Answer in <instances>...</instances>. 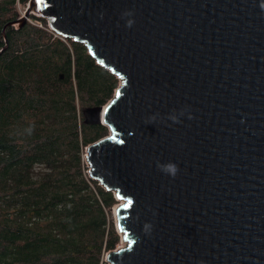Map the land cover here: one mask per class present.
Returning a JSON list of instances; mask_svg holds the SVG:
<instances>
[{
  "label": "water",
  "instance_id": "1",
  "mask_svg": "<svg viewBox=\"0 0 264 264\" xmlns=\"http://www.w3.org/2000/svg\"><path fill=\"white\" fill-rule=\"evenodd\" d=\"M262 5L28 0L8 22L44 18L118 78L105 104L82 109L108 128L84 148L118 201L125 244L108 264H264Z\"/></svg>",
  "mask_w": 264,
  "mask_h": 264
},
{
  "label": "trees",
  "instance_id": "2",
  "mask_svg": "<svg viewBox=\"0 0 264 264\" xmlns=\"http://www.w3.org/2000/svg\"><path fill=\"white\" fill-rule=\"evenodd\" d=\"M27 2L0 0V264H102L120 238L117 200L83 153L108 128L82 109L105 104L118 78L42 17L9 25Z\"/></svg>",
  "mask_w": 264,
  "mask_h": 264
},
{
  "label": "rangeland",
  "instance_id": "3",
  "mask_svg": "<svg viewBox=\"0 0 264 264\" xmlns=\"http://www.w3.org/2000/svg\"><path fill=\"white\" fill-rule=\"evenodd\" d=\"M18 10H19V13L20 14H22V12H23V10H24V8L23 7H21V6H18ZM28 20H31V18L29 17L28 18ZM32 21H34V20H32ZM84 154H85V150H84V153H83V156H84ZM84 161H85V165H87V163H86V159H85V156H84ZM87 170L88 169H85V172H87ZM118 202V201H117ZM117 202H116V204H117ZM115 207V206H114ZM113 206H112V208H111V215H112V218L114 219V208ZM120 235V234H119ZM124 244H125V242L124 241H121V239L119 238V242L116 244V247L118 248V247H122V246H124ZM105 254H106V252L104 253V255H103V257H102V264H104V263H106V264H108V262H107V260L105 259Z\"/></svg>",
  "mask_w": 264,
  "mask_h": 264
},
{
  "label": "clouds",
  "instance_id": "4",
  "mask_svg": "<svg viewBox=\"0 0 264 264\" xmlns=\"http://www.w3.org/2000/svg\"><path fill=\"white\" fill-rule=\"evenodd\" d=\"M262 7H264V5H262ZM89 170V169H88ZM168 171H170L173 175H175V173L177 172V168H176V166H174V165H169L168 166V169H167ZM118 203V202H117ZM115 206H116V204H115ZM115 208V207H114ZM113 208V209H114ZM114 224H115V220H114Z\"/></svg>",
  "mask_w": 264,
  "mask_h": 264
},
{
  "label": "built area",
  "instance_id": "5",
  "mask_svg": "<svg viewBox=\"0 0 264 264\" xmlns=\"http://www.w3.org/2000/svg\"><path fill=\"white\" fill-rule=\"evenodd\" d=\"M87 173H88V170H87Z\"/></svg>",
  "mask_w": 264,
  "mask_h": 264
}]
</instances>
